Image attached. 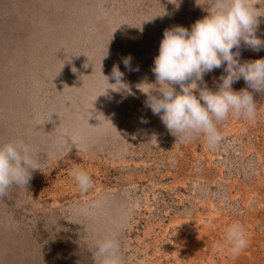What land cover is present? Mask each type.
I'll return each mask as SVG.
<instances>
[{"label": "rangeland", "instance_id": "rangeland-1", "mask_svg": "<svg viewBox=\"0 0 264 264\" xmlns=\"http://www.w3.org/2000/svg\"><path fill=\"white\" fill-rule=\"evenodd\" d=\"M207 4L0 0V144L23 139L39 160L25 188L0 197V264H93L94 241L110 234L124 264H264V94L253 93L254 120L217 124L214 148L203 135L177 141L145 106L164 30L190 27ZM260 58L242 46L241 60ZM222 71L204 77L209 88ZM73 167L91 176L88 191ZM233 223L247 236L235 255Z\"/></svg>", "mask_w": 264, "mask_h": 264}, {"label": "clouds", "instance_id": "clouds-1", "mask_svg": "<svg viewBox=\"0 0 264 264\" xmlns=\"http://www.w3.org/2000/svg\"><path fill=\"white\" fill-rule=\"evenodd\" d=\"M204 9L207 15L190 27L174 25L164 30L151 69L155 82L142 84L149 86L142 92L147 97L145 106L177 141L189 142L203 135L208 146L214 148L223 138L217 124L230 114L248 120L256 117L258 106L253 93L264 94V58L241 60V48L264 50V39L256 34L258 18L264 14L252 0H208ZM132 59L129 55L122 62L129 71H138L132 69ZM216 69L223 71L214 80L213 90L204 77ZM123 75L114 65L112 79L120 84ZM241 79L247 87L234 90L233 84ZM38 163L25 140L0 144V197L13 187L25 188ZM72 177L83 192L93 186L91 176L82 168L73 167ZM226 238L234 255L247 246L246 233L239 223L228 227ZM91 256L93 264H124L116 234L96 239Z\"/></svg>", "mask_w": 264, "mask_h": 264}]
</instances>
